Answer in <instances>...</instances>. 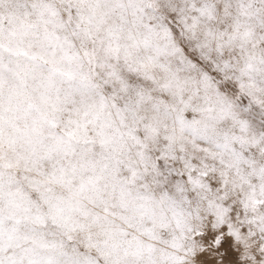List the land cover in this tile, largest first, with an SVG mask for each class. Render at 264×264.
<instances>
[{"label": "snow or ice", "instance_id": "1", "mask_svg": "<svg viewBox=\"0 0 264 264\" xmlns=\"http://www.w3.org/2000/svg\"><path fill=\"white\" fill-rule=\"evenodd\" d=\"M0 264H264V0H0Z\"/></svg>", "mask_w": 264, "mask_h": 264}]
</instances>
